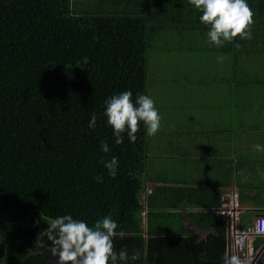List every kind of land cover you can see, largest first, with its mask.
I'll list each match as a JSON object with an SVG mask.
<instances>
[{
	"label": "trees",
	"instance_id": "16d2710c",
	"mask_svg": "<svg viewBox=\"0 0 264 264\" xmlns=\"http://www.w3.org/2000/svg\"><path fill=\"white\" fill-rule=\"evenodd\" d=\"M149 8L145 0H0V264L57 258L43 230L49 218L69 214L89 226L111 215L126 233L114 240L116 250L142 252L130 264L223 263V231L197 243L185 231L143 229L145 209L147 220L179 205L141 201L146 126L140 122L134 143L125 132L116 144L104 115L115 94L147 95L152 26L187 22L185 13L171 19ZM113 156L115 178L102 163Z\"/></svg>",
	"mask_w": 264,
	"mask_h": 264
},
{
	"label": "crops",
	"instance_id": "0c3cea01",
	"mask_svg": "<svg viewBox=\"0 0 264 264\" xmlns=\"http://www.w3.org/2000/svg\"><path fill=\"white\" fill-rule=\"evenodd\" d=\"M167 1L169 6L165 0L145 4L152 14L168 13L171 19L185 13L187 22L152 26L154 45L164 41L156 57L166 55L173 70L147 69V95L157 98L162 120L160 130L147 135L145 189L151 193L141 201L153 196L158 206L177 203L165 211L182 225L175 232H188L198 243L223 231L228 252L233 225L244 228L264 216V0H247L254 12L252 38L237 36L221 47L210 41V25L192 20L202 12L190 0ZM227 192L237 195L235 220L208 213ZM253 246L260 260L264 235Z\"/></svg>",
	"mask_w": 264,
	"mask_h": 264
},
{
	"label": "clouds",
	"instance_id": "9594fccd",
	"mask_svg": "<svg viewBox=\"0 0 264 264\" xmlns=\"http://www.w3.org/2000/svg\"><path fill=\"white\" fill-rule=\"evenodd\" d=\"M190 3L202 12L201 23L210 25L208 36L217 47L223 46L225 42H232L237 36L241 39L252 38L254 12L247 0H190ZM104 103V115L108 125L113 128L116 144L123 143L122 134L125 132L134 143L140 122L146 126L149 136L155 135L161 128L162 117L155 107L154 100L148 95L138 94L133 101L132 92L126 90L111 96ZM96 120L97 117L93 114L89 128L96 127ZM256 147L259 149L260 146ZM101 150L105 154L110 152L106 141H101ZM102 163L108 169V174L115 178L118 159L113 156ZM95 179L97 182L103 181L102 176ZM145 194L147 189L139 194L140 198L145 197ZM43 234L50 242L48 251L51 256L58 257L55 260L57 264H130L142 256L139 249L133 250L131 254L127 248L116 250L114 240L117 237L123 239L126 233L118 230V224L111 215L96 220L92 226L84 220L73 218L70 214L49 218ZM143 255L146 258V253ZM222 260L223 264H243L238 256L228 252H225Z\"/></svg>",
	"mask_w": 264,
	"mask_h": 264
},
{
	"label": "built area",
	"instance_id": "2783aa9c",
	"mask_svg": "<svg viewBox=\"0 0 264 264\" xmlns=\"http://www.w3.org/2000/svg\"><path fill=\"white\" fill-rule=\"evenodd\" d=\"M151 193V189H147ZM144 194H142L143 196ZM238 201L235 193L227 192L222 194L221 206L208 210L211 215H221L233 220L238 216ZM144 215V213H143ZM264 235V216L256 217L251 223L244 228L233 225L232 228V247L234 255L238 256L243 264L249 261L254 264L258 260L259 252L253 246V239L257 236Z\"/></svg>",
	"mask_w": 264,
	"mask_h": 264
},
{
	"label": "rangeland",
	"instance_id": "374dc122",
	"mask_svg": "<svg viewBox=\"0 0 264 264\" xmlns=\"http://www.w3.org/2000/svg\"><path fill=\"white\" fill-rule=\"evenodd\" d=\"M86 8V5L78 3L76 6V10L79 12H82L81 10H84ZM162 39H159L157 42L160 44H157L158 47L163 46L164 41H161ZM156 41H152V45L149 48V53H148V59H147V69H148V74L152 73L154 71V74L157 72L163 73L166 70H173L172 64L170 65L171 68H169V63L170 61H167V56L166 55H161V57L157 56V52L155 51V46ZM168 55V53H166ZM150 81V77H149ZM154 102H158L157 98H152ZM142 226L143 229L146 231L149 228V231H154L158 233H164V232H175L180 229L182 226L180 221L177 220L176 215H162V216H153L152 214L148 215L147 220L145 216H142Z\"/></svg>",
	"mask_w": 264,
	"mask_h": 264
},
{
	"label": "water",
	"instance_id": "95a60500",
	"mask_svg": "<svg viewBox=\"0 0 264 264\" xmlns=\"http://www.w3.org/2000/svg\"><path fill=\"white\" fill-rule=\"evenodd\" d=\"M228 223H229V220H228ZM231 242H232L231 235H230V233H228V246L227 247H228V253L230 255H231ZM262 250H263V252L261 254V259L258 260V262L254 263V264H264V262H262V260L264 259V247L262 248ZM56 259H58V257L57 258H48L43 264H57V262H55Z\"/></svg>",
	"mask_w": 264,
	"mask_h": 264
},
{
	"label": "bare ground",
	"instance_id": "6f19581e",
	"mask_svg": "<svg viewBox=\"0 0 264 264\" xmlns=\"http://www.w3.org/2000/svg\"><path fill=\"white\" fill-rule=\"evenodd\" d=\"M238 226V225H237ZM239 227V226H238Z\"/></svg>",
	"mask_w": 264,
	"mask_h": 264
}]
</instances>
